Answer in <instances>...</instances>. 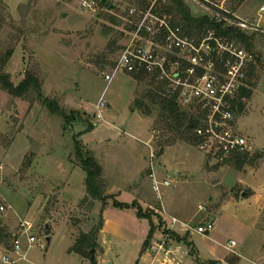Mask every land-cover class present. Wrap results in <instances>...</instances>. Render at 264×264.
I'll list each match as a JSON object with an SVG mask.
<instances>
[{"label":"rangeland","instance_id":"rangeland-1","mask_svg":"<svg viewBox=\"0 0 264 264\" xmlns=\"http://www.w3.org/2000/svg\"><path fill=\"white\" fill-rule=\"evenodd\" d=\"M101 1L0 0V58L15 49L5 72L11 75L15 86L23 82L26 72H31L42 87L40 96L31 93L22 99L0 88V228L9 236L0 243V264L11 251L14 237L22 234L24 223L33 229L23 238L25 259L18 264H92L89 258L72 251L82 234L91 233L103 221L102 203L84 201L88 198L87 174L81 167L78 150L99 164H106L110 157L122 159L118 163L129 160L126 165L120 163V167L125 170L130 163L134 170L137 166L130 159V148L123 149L114 141L121 132L129 144L135 142L125 133L122 122L115 119L128 110L144 117L140 122L142 133L136 136L144 140L151 136L149 144L157 155L155 171L159 181L173 180L171 187L162 188L163 200H159L150 178L148 195L154 209H143L162 218L157 211L162 212L165 200L169 214L186 221L193 235L190 241L196 253L201 251L195 256L196 264H208L205 260L211 253L210 243L198 233V226L208 227L214 221L216 230L226 238L225 243L234 239L239 243L236 250L241 252L246 241L254 251L259 235L253 232V223L260 208L254 194L264 195V160L257 167L247 165L241 170L232 160L217 164L198 143L182 141L175 134L160 130L156 109L149 116L138 109V102L150 106L148 96L157 90V83L123 73L107 83L104 73L114 70L133 39H140L147 47L153 45L172 62H181L185 54H169L165 34L158 31L157 18L150 15H156L152 10L157 0ZM183 1L194 17L227 12L243 21L263 19L264 29V0ZM86 2L94 6L85 7ZM158 9L162 11L161 7ZM143 24L141 35L136 36ZM252 33L254 47L251 52L246 50L253 56L254 88L251 96L243 100L236 128L249 140L253 152H264V32L248 31L249 35ZM236 47L245 49L239 44ZM102 99L107 109L102 112L103 120H98L95 115ZM45 101L56 104L59 111L49 109ZM108 138L114 139L107 140L113 147L106 151L102 145ZM151 151L148 146L144 153L148 161L145 173L149 177ZM116 167L111 170L116 171ZM103 182L107 192L110 184L104 177ZM200 207H210L215 212L209 216ZM157 216L153 220L163 242L169 236L164 234L168 225L163 218L165 224L160 225ZM259 222L264 233V200ZM28 237L34 241L29 242ZM111 241L114 248L108 252L107 261L137 264L142 245L128 238ZM100 251L99 245L93 256L96 260ZM249 257L232 264H254Z\"/></svg>","mask_w":264,"mask_h":264},{"label":"built area","instance_id":"built-area-1","mask_svg":"<svg viewBox=\"0 0 264 264\" xmlns=\"http://www.w3.org/2000/svg\"><path fill=\"white\" fill-rule=\"evenodd\" d=\"M84 6L93 7L94 4L86 2ZM261 11L264 12V9ZM150 15L157 18L158 31L165 34L169 54L170 51H178L185 54L184 58L181 62H172L167 55H160L153 45L147 47L140 43V39H133L125 47L114 70L104 73V80L110 84L118 73L147 76L157 85L164 84L167 92L177 94L182 106H199L204 115L194 129V134L199 139L201 150L217 164L229 162L236 154L253 152L249 140L237 131L236 122L240 111L234 104L241 99L243 90H252L248 84V74L254 66L253 56L246 49L236 47L237 44L217 38L214 33L199 42L185 35L181 27L173 26L171 19ZM214 17L218 22L223 21L228 27L236 26L246 34L248 31L264 32L263 19L249 22L239 19L234 21L223 14ZM144 25L136 36L141 35ZM149 30L151 32L150 26ZM97 109L96 118L103 120L102 112L107 109L104 99L99 102ZM148 146L152 149L150 177L153 191L159 200H163L162 188L171 187L173 180L159 181L155 171L157 155L150 144ZM177 223L178 220L173 219V224ZM213 226L214 223L208 227H199L198 232L205 235ZM32 229L28 223L22 225V234L14 237L11 251L2 257L4 264H18L25 259L23 238ZM33 241L34 239L29 238V242ZM231 245L235 247L237 244L232 242ZM156 246L159 250L165 249L163 242Z\"/></svg>","mask_w":264,"mask_h":264},{"label":"trees","instance_id":"trees-1","mask_svg":"<svg viewBox=\"0 0 264 264\" xmlns=\"http://www.w3.org/2000/svg\"><path fill=\"white\" fill-rule=\"evenodd\" d=\"M101 2L102 4L106 3L103 2V0ZM160 7L162 11L158 9ZM152 11L158 16H173V26L181 27L185 35L196 39L199 42L208 38L210 33H214L217 38H222L229 43L239 44L242 47H245L249 52H251L254 47V35H248L236 26L228 27L225 22H218L216 17H194L190 8L183 0H157ZM222 14L229 19L238 21V19L232 14L225 12ZM14 51L15 49L12 48L0 58V88L15 98H26L31 93H36L40 96L42 87L40 80L35 74L26 72L23 82L20 85L15 86L11 75L5 72V67L13 56ZM254 68L255 67L252 66L248 74V84L252 89L254 88V84L251 82ZM137 77L144 78L147 76L139 75ZM155 83L156 82L153 81V84ZM251 94L252 90H243L241 99L234 103L239 107L240 113L243 110L242 99H248ZM148 97L151 99L150 106H145L143 103L138 102V109L142 110L147 116L152 113L153 109H156L159 113V124H161L160 130L175 134L176 138L182 141L192 142L194 144L198 143L199 139L195 136L194 129L199 125V121L204 115L199 106H190L189 110L184 109V107L178 102L177 94L167 92L164 84L157 85V90L151 92ZM45 103L52 111H59V107L53 102L45 101ZM161 153L163 154V151ZM78 156L81 158V167L87 174L86 189L88 198L84 201H88L89 199L99 201L102 203L103 210L110 205L120 210H134L140 219L148 220L151 229L144 244L145 250L156 234L157 226L155 225L153 218L157 216V214L152 210H144L138 202L126 204L117 201L115 195H108L105 191L106 187L103 182L104 171L99 162L89 155L88 157L84 156L80 150H78ZM231 160L239 170L247 165L257 167L259 166V163L264 160V152H243L236 154ZM157 217L159 218L160 225L165 224L162 218L159 216ZM102 225L103 221L101 226L93 229L91 233L82 234L72 249L74 253L89 258L92 264H97V260L93 257L92 251L96 250L99 246L98 239ZM164 234H168L178 242H185L191 248L192 254L196 256L197 253L195 248L192 243H189L187 240L188 234L182 238L177 233L171 232L168 229L164 231ZM8 237V234L3 232L0 228V243L8 240ZM208 264H216V262H209Z\"/></svg>","mask_w":264,"mask_h":264},{"label":"crops","instance_id":"crops-1","mask_svg":"<svg viewBox=\"0 0 264 264\" xmlns=\"http://www.w3.org/2000/svg\"><path fill=\"white\" fill-rule=\"evenodd\" d=\"M124 113V112H123ZM121 114V116H115V119L121 121L122 126L125 128V133L130 137L135 139L133 144H129L127 140L123 139V133L119 132L116 134V139L108 138L105 140L106 144L102 145L104 149L109 150L111 146V142L107 143V140L117 141L119 145L122 144L123 149L130 148L131 150V158L134 160L136 164V168L133 170L130 163L127 165L125 170L120 167V163L126 165L129 160L121 161L122 159L116 158H108L111 166H107L104 163H100L104 171V178L108 180L109 187L107 188L108 195H115L117 201L132 204L134 202H138L143 208H151L154 207L149 202L150 196L148 195V189L150 184V178L148 174L145 172L148 169V161L147 157L144 153L147 151V147L151 141V136L146 140L140 139L138 133H142L140 122L144 120L138 111L128 110L125 114ZM124 118V119H122ZM136 123V124H135ZM140 136V134H139ZM122 139L121 142L119 139ZM115 159V160H114ZM108 164V165H109ZM119 164V167H118ZM117 165L116 171L111 170V167ZM121 169V170H120ZM179 172L180 170H176ZM153 191V188H152ZM153 194V193H152ZM256 196V200L259 202V212L256 216V219L253 223V232L258 233L259 242L255 247L256 249L253 251L250 245L247 246L244 241V245L242 246V251L238 252L236 249L239 247V243H237L234 239L230 240L228 243H225L226 238L222 235L221 231H217L216 227L209 232L210 234H205V240L210 243V257L205 260L206 262H216L217 264H232V262L236 263L239 259L242 260L246 258V256H251L250 260L254 264H264V233L262 228H260V217L263 212V200L264 195L259 194ZM154 197V196H153ZM168 196L165 197L167 199ZM174 197V196H172ZM99 202V201H97ZM201 210H206V213L213 214L215 210L208 207L207 209L200 207ZM164 221L168 225V229L172 230V232L177 233L180 237H185L188 234L187 240L188 242L192 239V233L189 231L186 221L184 219H180L175 215L169 214L165 200L163 201L162 212H158ZM168 214L169 216H167ZM103 216V227L99 233V245H100V255L97 260V264H116L107 261L105 258L109 251H111L114 247L112 243L113 238H122V239H130L133 242H138L141 246L140 249V257L136 260L137 264H196L195 256L191 252V248L185 242H178L174 240L172 237L165 238L163 243L165 249L159 250L157 247L154 248V245L162 242L159 234H155L153 240L150 245L144 250V244L148 238L150 233V223L146 219H140L134 210H120L114 208L113 206H108L104 210L102 209ZM173 219H177L178 223L173 224ZM171 220V221H170ZM181 222V224H180ZM215 225V221L213 222ZM181 226H178V225ZM200 226H198L199 228ZM202 227V226H201ZM198 230V229H197ZM199 233V232H198ZM232 242H235L237 245L233 247L231 245ZM189 243H192L191 241ZM153 245V246H152ZM192 245H194L192 243ZM194 247V246H193ZM195 248V247H194ZM196 250V248H195ZM249 252V255H248ZM197 253L201 254V251H197ZM119 258V257H118Z\"/></svg>","mask_w":264,"mask_h":264},{"label":"water","instance_id":"water-1","mask_svg":"<svg viewBox=\"0 0 264 264\" xmlns=\"http://www.w3.org/2000/svg\"><path fill=\"white\" fill-rule=\"evenodd\" d=\"M103 2H107V0H103ZM92 253H93V256H94L95 250H93Z\"/></svg>","mask_w":264,"mask_h":264}]
</instances>
